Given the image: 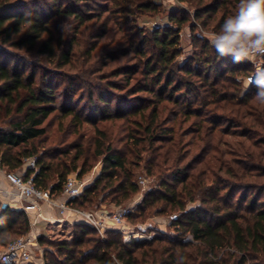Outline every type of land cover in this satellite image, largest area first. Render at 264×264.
<instances>
[{
	"label": "trees",
	"instance_id": "obj_1",
	"mask_svg": "<svg viewBox=\"0 0 264 264\" xmlns=\"http://www.w3.org/2000/svg\"><path fill=\"white\" fill-rule=\"evenodd\" d=\"M156 1L111 0L113 6L106 10L112 8L119 15L131 14L135 9L156 12L159 9ZM197 1L193 16L204 26L209 20H215L221 10L213 28L217 32L238 4V0ZM11 4L10 0H0V167L14 172L22 168L25 159L34 157L36 169H25V176L35 173L38 187L59 196L68 174L76 169L73 159L79 155L71 159L70 165L49 161L48 153L41 151L39 143L47 135L45 121L59 109L55 87L44 77L38 80L37 70L29 69L30 65L23 62L20 55L6 51L5 46L38 48L37 52L45 54L49 60L59 58L67 65L72 50L61 49L58 57L52 18L77 20L83 26L95 18L100 19L102 13L95 15L88 5L84 7L86 11L81 12L60 4L54 5V13L46 17L39 12H14ZM169 19L174 25L150 29L149 38L143 36L141 44L131 47L145 58L142 65L125 73H115L125 74V79L130 81L141 71L143 85L137 83L128 96L144 92L148 97L134 105L128 101V96L120 97L116 99L117 108L112 110L113 99L103 93L100 84L91 82L85 100L87 105L82 104V97L79 104L83 109L82 106L67 107L65 116H70V121L79 127L84 122L96 124L135 115L144 118L148 112L146 124L145 120L133 119L132 122L138 128L144 125L148 143L153 147L155 142L175 141V127L168 125L169 119L160 117L171 102L186 118L192 115L200 118L194 121L198 124L195 142L202 141L200 147L204 153L217 149L207 138L215 135L218 128L220 132L226 128L221 125L223 121L230 124V128H244L245 135L257 136L251 144L253 151H244L247 161L233 160L218 166L229 174L227 180L216 177L217 168L210 164L212 157L203 162V154L196 161L201 163L200 167H195L193 161L180 167L174 158L169 171L158 172L157 186L144 192L135 212L128 217L137 225L152 212L167 214L174 227L173 235L160 233L148 239L126 241L118 230L107 229L102 236L92 225L79 221L74 223L70 238L49 241L53 249H45L44 264H263L264 201L260 206L259 200L264 194V183L250 180L264 177V149L261 147L264 145V104L255 99L254 84L246 88L238 80L253 69L244 62L234 63L231 56L220 57L209 39L192 34L199 51L180 64L177 61L181 53L180 32L189 20L176 12H172ZM102 23L106 31L99 37L108 32L107 21ZM191 28L195 29V25L191 24ZM99 105L104 108L99 109ZM98 143L101 171L83 187L79 196L69 201L80 209L97 210L108 203L122 206L140 191L136 173L127 158L113 151L110 143L104 140ZM173 145L171 148L178 150L179 142ZM159 155L164 161L171 158L164 153ZM154 159L149 167L154 168L155 174ZM86 172L83 167L80 174ZM191 203L196 205L190 206ZM29 231L30 221L25 211L4 206L0 200V249ZM39 241L48 243L43 235Z\"/></svg>",
	"mask_w": 264,
	"mask_h": 264
},
{
	"label": "rangeland",
	"instance_id": "obj_2",
	"mask_svg": "<svg viewBox=\"0 0 264 264\" xmlns=\"http://www.w3.org/2000/svg\"><path fill=\"white\" fill-rule=\"evenodd\" d=\"M10 1L12 2L11 5L15 7L13 9L14 12L21 11L25 14L39 12L46 17H50V15L54 13V5L60 4L62 6L67 5L81 12L86 11L84 7L88 5L95 15L102 13L100 19L95 18L83 26H81L77 20L52 18V31L58 45L57 48H59L57 53L58 57L61 49L71 48L72 50L71 61L67 65L61 62L62 60H58L59 58L49 60L45 54L37 52L38 48H36V50H30L27 46L24 48L5 46L6 51L20 55V59L23 62L25 61L27 65H30L29 69L34 68L37 70L38 80L44 77V80L49 81L51 85L55 87L59 109L51 114L45 121L47 135L41 143H38L41 145V151H45L50 156L47 159L54 163L63 161L70 164L71 159L74 158L75 155H79V158L76 157L73 159L77 165L76 169L72 170L68 175L75 174L84 184L91 183L94 178L99 175L102 168V158L97 154L98 149H96V146L101 140H104L107 144L110 143L113 151L127 158L128 165L132 168L134 173H136L135 178L138 181L141 178L146 179L145 186L142 187L140 185V191L125 204V206L132 207L133 214L144 192L157 186L158 172L169 171L174 158L177 159L180 167L192 161L195 167H200L201 163L196 162L198 159L197 157L203 154V162L209 161L212 157L210 164H212V167L217 168L216 177L219 179L220 176L226 180L230 176L228 173L224 172V168H222V170L218 169L221 163L228 161L233 162V160L247 161L243 155L244 151L252 150L251 144L255 141L257 136L250 137V134L245 135L244 128H230V124L223 121L221 125L226 128L221 132L218 128L215 135L207 138L209 141L212 140L211 143H213L215 147L217 146V149L211 150L209 154L208 152L206 154L201 151L200 144H203L202 141L197 140V142H195L198 124H195L194 121L200 118L194 115L186 118L182 112H177L176 106L171 102L167 104V110L162 112L160 117H166L169 119L168 125L175 127L176 133H173V136L174 140L179 142L178 150L177 148H171L174 147L172 144H174L175 141L155 142L153 147L149 145L147 132L143 129L144 125L138 128V126L132 122L133 119H137V121L145 120L146 122L144 124H146L148 122V112H145L144 118H141L140 115H135L129 119H108L98 121L96 124L84 122L79 127L70 121V116H65V109L67 107L82 106L83 109V105H87L85 100L88 97V91L90 90L89 83L91 82L93 84H100L103 93L110 99H113L112 110L117 108L116 99L127 97L129 91H133L137 83L143 85L144 78L141 71L135 74L134 78L130 81L125 79V74L115 75V73L118 74V71L125 73V71L133 67L136 68L142 65L145 58L138 55L139 53L131 49V47L137 43L141 44L143 36L149 38L151 34L150 29L170 24L174 25L169 19V15L172 12H176L180 16L184 14L190 21L185 24L180 32L181 53L177 57V61L183 64L191 58L194 52L199 51V45H196L195 42L192 41V35L210 40L211 35L217 32L213 28L221 14V10L217 12L215 20H209L210 23L204 26L201 20L193 16L198 3L197 0H157L156 3L159 5V9L156 12L139 11L135 9L131 14L127 13L125 15H119V13L113 11L112 8L109 9V11L106 10L110 8V6H113L111 0ZM103 20L107 21L106 27L108 32L105 36L99 37L103 31H106L102 23ZM191 24L195 25V29L191 28ZM94 47L95 49L92 50ZM90 50H92L91 53H89ZM238 80L242 81L244 87H246L247 83L241 76L238 77ZM115 86L118 87L116 88ZM82 97L83 105L79 104ZM128 97V101H131L132 105H134L139 103L140 100H143V98L148 97V94L137 92ZM103 108V105H99V109ZM86 114H89V110ZM235 117L236 116H234V118ZM245 128L247 129V127ZM133 135L136 136L134 137ZM138 140L141 141V143H137ZM192 142L194 143L192 144ZM261 147L264 149V145ZM158 153H164L166 157L171 158L170 160L164 161L160 155L158 156ZM153 158H155L153 163H156L157 172L155 174L154 168L149 167V162ZM31 159H34V157L25 159V164L22 168L14 172L18 174L25 173V169H27L26 167L29 165ZM83 167L87 169V172L81 175L80 171ZM250 181L264 183V177L253 178ZM0 182V188L5 189L3 180ZM10 187L11 186L6 180V188ZM238 195L239 193L237 196ZM251 195L252 194H249V197H251ZM263 201L264 194L261 195V199L259 200L260 206ZM105 205H107V210L105 209L107 212L116 209L115 207L110 210L108 208L110 205L109 203ZM189 205L193 206L196 205V203H191ZM170 223L171 217L169 215L155 214L152 212L149 216L147 215L143 222L139 220L137 225L132 218L127 217L123 225L118 226L115 223L110 225L108 223L103 231L105 234L107 229L118 230L123 234L126 241L132 238L148 239L160 233L173 235L175 233L174 227H172ZM41 231L43 234H41L40 237L43 235V238L48 243H40V241H38V246L33 248L34 258L30 264H38L37 261L39 260L44 261L45 249H53L49 241L70 238L73 233L72 231H74V223H49ZM3 250L4 248L0 249V260ZM261 261L264 264V261ZM247 264L251 263L248 262Z\"/></svg>",
	"mask_w": 264,
	"mask_h": 264
},
{
	"label": "built area",
	"instance_id": "obj_3",
	"mask_svg": "<svg viewBox=\"0 0 264 264\" xmlns=\"http://www.w3.org/2000/svg\"><path fill=\"white\" fill-rule=\"evenodd\" d=\"M244 63L252 67L253 71L245 76H241L247 83L248 77L253 75L257 66H264V55H257L251 61L245 60ZM26 168L36 169L35 160L31 159ZM5 179L12 187V192L21 202V209L28 215L30 221V231L10 242L1 252L2 264H30L33 261V248L38 246L41 235L38 224L45 219L40 204L46 203L50 207L58 209L60 214L65 216L71 213L81 221L95 227L104 236V229L108 224V219L118 226L125 223L128 215L133 212L131 206H117L115 210L107 212L105 210H85L73 206L69 201L81 194L86 185L75 174L68 175L63 189L59 196L53 195L49 189H43L36 185L34 180L35 173L25 176V173L18 174L13 171L2 169ZM139 184L143 187L146 179L141 178ZM53 222L54 220H51Z\"/></svg>",
	"mask_w": 264,
	"mask_h": 264
},
{
	"label": "clouds",
	"instance_id": "obj_4",
	"mask_svg": "<svg viewBox=\"0 0 264 264\" xmlns=\"http://www.w3.org/2000/svg\"><path fill=\"white\" fill-rule=\"evenodd\" d=\"M210 42L220 57L231 56L234 63L264 55V0H238L236 11L223 20ZM255 85V99L264 104V66H257L247 86Z\"/></svg>",
	"mask_w": 264,
	"mask_h": 264
},
{
	"label": "crops",
	"instance_id": "obj_5",
	"mask_svg": "<svg viewBox=\"0 0 264 264\" xmlns=\"http://www.w3.org/2000/svg\"><path fill=\"white\" fill-rule=\"evenodd\" d=\"M0 179L3 180V182H4L3 185L5 184V189L0 188V200L2 201L3 205L4 206L9 205V206H11L13 208L21 209L20 208L21 207V202L19 201V199L12 192V187L6 188V179L4 177L3 170H2L1 167H0ZM40 207H41V210L44 213V216L46 217L45 219H42L40 221V223L38 224V226H37L38 229L40 230V232H42L41 230H43L45 228V226H47L49 223L61 222L62 224L63 223L70 224V222L75 223V222L81 221V220H79L77 218L76 215L71 214V213H67L65 216L61 215L58 209L52 208L46 203H41ZM115 207H117V206H115L113 204H110L108 206V208L110 210H112V208L114 209ZM105 209L107 210V205H103L100 208V210H105ZM50 219L54 220V221L51 222ZM108 223L110 225L113 224V222L110 219H108ZM41 234H43V232ZM37 262H38V264H44L43 260L42 261L39 260Z\"/></svg>",
	"mask_w": 264,
	"mask_h": 264
}]
</instances>
